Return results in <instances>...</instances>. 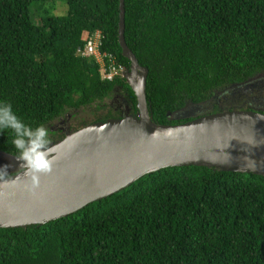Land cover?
<instances>
[{
	"label": "trees",
	"instance_id": "trees-1",
	"mask_svg": "<svg viewBox=\"0 0 264 264\" xmlns=\"http://www.w3.org/2000/svg\"><path fill=\"white\" fill-rule=\"evenodd\" d=\"M46 1L0 0V151L16 156L62 139L49 124L68 111L95 103L85 125L119 117L107 101L115 92L137 111L124 78L102 80L95 61L76 54L100 31L101 51L129 68L119 0H64L66 15L34 22L30 6ZM124 7L125 41L148 69L155 123L188 121L171 115L264 70V0H124ZM0 264H264V175L162 168L66 217L0 228Z\"/></svg>",
	"mask_w": 264,
	"mask_h": 264
},
{
	"label": "water",
	"instance_id": "water-1",
	"mask_svg": "<svg viewBox=\"0 0 264 264\" xmlns=\"http://www.w3.org/2000/svg\"><path fill=\"white\" fill-rule=\"evenodd\" d=\"M118 32L122 55L130 61L123 77L136 96V115L89 123L21 156L0 151V228L66 217L166 167L264 175V113L232 109L198 116L196 106L173 116L188 121L155 123L145 93L148 69L125 41L124 0Z\"/></svg>",
	"mask_w": 264,
	"mask_h": 264
},
{
	"label": "flooded vegetation",
	"instance_id": "flooded-vegetation-1",
	"mask_svg": "<svg viewBox=\"0 0 264 264\" xmlns=\"http://www.w3.org/2000/svg\"><path fill=\"white\" fill-rule=\"evenodd\" d=\"M108 100L111 105H115L119 117L128 114L134 115L129 102L121 93L115 92ZM197 105L200 107L198 116L232 109L254 110L258 113H264V70L242 82L234 83L230 87L216 91L211 98ZM68 132L70 131H65L64 134Z\"/></svg>",
	"mask_w": 264,
	"mask_h": 264
},
{
	"label": "rangeland",
	"instance_id": "rangeland-1",
	"mask_svg": "<svg viewBox=\"0 0 264 264\" xmlns=\"http://www.w3.org/2000/svg\"><path fill=\"white\" fill-rule=\"evenodd\" d=\"M68 12V6L64 0H49L45 3L38 4L33 3L30 6V16L36 23H41L42 17L45 15H66ZM109 102V100H107ZM110 103V102H109ZM190 105V104H188ZM195 105L185 106L181 111H193ZM198 106V105H196ZM95 103L89 107H81L75 111V115L71 111L65 113L60 119H56L49 124L51 131L56 132V136H64L65 131H75L76 129L84 126L86 122L92 119L91 109H95ZM175 114V113H174ZM171 115V117L174 116ZM41 149V148H40ZM30 150L36 151L35 147H30Z\"/></svg>",
	"mask_w": 264,
	"mask_h": 264
},
{
	"label": "built area",
	"instance_id": "built-area-1",
	"mask_svg": "<svg viewBox=\"0 0 264 264\" xmlns=\"http://www.w3.org/2000/svg\"><path fill=\"white\" fill-rule=\"evenodd\" d=\"M102 34L96 31L87 36L85 44L77 49V54L83 58L94 60L99 65V73L104 80H113L117 76H122L124 67L116 62V58L100 50Z\"/></svg>",
	"mask_w": 264,
	"mask_h": 264
},
{
	"label": "clouds",
	"instance_id": "clouds-1",
	"mask_svg": "<svg viewBox=\"0 0 264 264\" xmlns=\"http://www.w3.org/2000/svg\"><path fill=\"white\" fill-rule=\"evenodd\" d=\"M92 33H94V32H92ZM91 34V33H90ZM88 36V35H87ZM86 39H87V37H86ZM101 50V49H100ZM102 52H106V51H102ZM76 54H77V50H76ZM78 55V54H77ZM79 56V55H78ZM81 57V56H80ZM83 58V57H82ZM88 59V58H87ZM96 63V62H95ZM97 64V63H96ZM98 65V64H97ZM123 66V65H122ZM98 68H99V65H98ZM126 69L124 68V71H125ZM100 74V73H99ZM123 74H124V72H123ZM123 74H122V76H119V77H122V78H124L123 77ZM100 78H101V76H100ZM102 79V78H101ZM102 80H104V79H102ZM108 81H112V80H108ZM230 87V86H229ZM195 105H197V104H195ZM133 113V112H132ZM135 113H137V111L135 112ZM135 113H133L134 115H136ZM128 115H132V114H128ZM170 115V114H169ZM123 116H125V115H123ZM120 117H122V116H120ZM115 118H119V117H115ZM171 118H173V117H171ZM153 121V120H152ZM97 122V121H96ZM173 124V123H172ZM77 130V129H76ZM73 132V131H72ZM68 133H70V132H68ZM65 136V135H64ZM63 136V137H64ZM32 151V150H31ZM4 175V174H3Z\"/></svg>",
	"mask_w": 264,
	"mask_h": 264
}]
</instances>
